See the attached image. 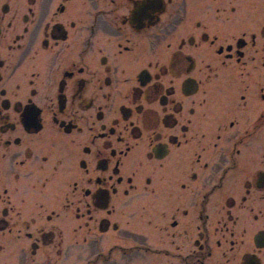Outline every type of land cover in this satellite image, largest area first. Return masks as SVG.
I'll return each instance as SVG.
<instances>
[{
  "label": "flooded vegetation",
  "instance_id": "obj_1",
  "mask_svg": "<svg viewBox=\"0 0 264 264\" xmlns=\"http://www.w3.org/2000/svg\"><path fill=\"white\" fill-rule=\"evenodd\" d=\"M0 264H264V0H0Z\"/></svg>",
  "mask_w": 264,
  "mask_h": 264
}]
</instances>
